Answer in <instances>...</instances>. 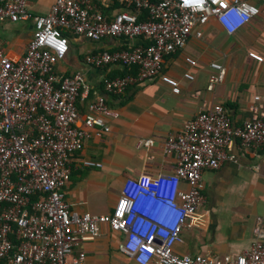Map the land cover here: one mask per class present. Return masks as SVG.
I'll return each instance as SVG.
<instances>
[{
  "label": "built area",
  "instance_id": "built-area-1",
  "mask_svg": "<svg viewBox=\"0 0 264 264\" xmlns=\"http://www.w3.org/2000/svg\"><path fill=\"white\" fill-rule=\"evenodd\" d=\"M98 1L56 0L48 13L33 14L29 0H0V20H34L21 61H13L0 45V264H88L85 252L75 250L85 239L98 238L103 224L124 235L120 249L138 264H264L263 233L226 260L175 249L205 202L203 172L232 159L228 146L235 138L245 150L264 145V115L256 105L241 127L233 124L223 104L200 111L164 143V151L178 157L171 172L127 178L111 213L80 212L67 198L70 155L82 147L92 129L97 134L110 131L108 117H117L118 112L98 97L83 117L78 107L83 76L55 70L70 49L66 32L94 41L139 36L147 43L90 53L84 61L94 67H138L135 74L106 78L110 94L119 95L159 75L180 93V81L162 74L165 56L183 49L192 36L201 38L213 18L233 34L259 14V6L253 0H120L137 12L126 8L107 17ZM248 54L264 61L256 51ZM186 62L197 64L191 56ZM210 65L218 71L209 78L207 88L213 90L223 80L225 68L217 61ZM183 77L194 79L190 71ZM83 164L103 165L94 159H84Z\"/></svg>",
  "mask_w": 264,
  "mask_h": 264
},
{
  "label": "crops",
  "instance_id": "crops-1",
  "mask_svg": "<svg viewBox=\"0 0 264 264\" xmlns=\"http://www.w3.org/2000/svg\"><path fill=\"white\" fill-rule=\"evenodd\" d=\"M55 1L29 0L28 7L33 14H46ZM253 2L259 6V14L233 34L213 18L204 27L201 38L192 36L183 49L165 56L162 74L180 81V93L173 92L159 75L133 84L119 95L110 94L104 80L123 76L126 68L121 64L94 67L85 63V56L128 49L147 40L138 36L94 41L70 34V48L76 47L77 54L68 52L55 64V70L66 76L78 72L83 76L78 98L80 113L84 117L90 103L98 97L118 112L117 117H108L110 131L97 134L92 129V135L71 157L72 171L66 187L71 208L94 214L111 213L127 178L141 173L171 172L178 157L175 152L164 151L165 141L169 135L180 133L186 121L206 108L225 105L237 127L252 116V105L264 115V61L258 62L248 54L256 51L264 56V0ZM120 3L99 0L97 7L102 12L112 9L115 14ZM33 30V18L0 20V45L13 61L22 60ZM187 56L195 58L197 64L189 66ZM212 61L223 64L225 72L223 80L209 90L210 76L218 73L210 65ZM185 71H190L194 79L183 77ZM147 140L152 143L145 144ZM228 153L232 159H227L219 169L203 172L205 202L193 214L192 227L183 231L184 242L188 241L185 252L178 251L179 244L175 246L178 253L226 260L250 247L258 234H264V145L245 150L235 138ZM84 159L103 165L87 167ZM75 174H85L77 186L72 181ZM112 186H119L120 193L116 200L104 205L102 198ZM101 230L98 238L85 239L76 254L85 252L88 264H138L120 249L124 237L121 232L106 224Z\"/></svg>",
  "mask_w": 264,
  "mask_h": 264
},
{
  "label": "rangeland",
  "instance_id": "rangeland-1",
  "mask_svg": "<svg viewBox=\"0 0 264 264\" xmlns=\"http://www.w3.org/2000/svg\"><path fill=\"white\" fill-rule=\"evenodd\" d=\"M6 38V37H5ZM23 38H25V35L23 34ZM69 39V38H68ZM89 39V38H88ZM71 40L69 39V46H70V42ZM69 54H77V50H76V47H74L73 49L70 48V51H69ZM85 176V174H75L74 177H72V181L75 182L76 186L79 185L80 181L83 179V177ZM120 193V188L119 186L114 187L112 186L110 189H109V192L108 194H105L102 198V202L104 203V205L109 202V201H114L116 200V196ZM184 239V237H183ZM188 245V241H186V243H180L177 248H178V251L183 253L185 252V249ZM77 253V250H75ZM180 253V254H181Z\"/></svg>",
  "mask_w": 264,
  "mask_h": 264
},
{
  "label": "trees",
  "instance_id": "trees-1",
  "mask_svg": "<svg viewBox=\"0 0 264 264\" xmlns=\"http://www.w3.org/2000/svg\"><path fill=\"white\" fill-rule=\"evenodd\" d=\"M117 1V0H116ZM119 7H120V9H126V8H128V9H130V10H132V11H136L137 12V8L135 7V6H133L132 4L130 5V4H127V3H120V5H119ZM115 9V8H114ZM113 10L112 9H109L108 11H103V13L105 14V16H107V17H111V15L113 14V12H112ZM144 12L145 13H143L142 15H141V19H143V17L145 16V14H146V11L144 10ZM70 34L71 33H69V32H66V35L68 36V38L70 39ZM126 69H125V71H124V73H123V76L124 75H127V74H135L136 72H137V70H138V67L136 66V65H130V66H128V65H126V66H124ZM76 152H78V151H76ZM75 152H73V153H71V155H70V157H72L73 156V154H74Z\"/></svg>",
  "mask_w": 264,
  "mask_h": 264
}]
</instances>
